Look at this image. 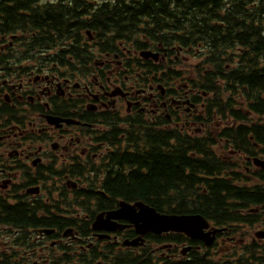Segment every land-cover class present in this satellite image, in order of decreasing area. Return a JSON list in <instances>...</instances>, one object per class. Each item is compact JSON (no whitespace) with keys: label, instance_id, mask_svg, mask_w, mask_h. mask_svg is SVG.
<instances>
[{"label":"flooded vegetation","instance_id":"obj_1","mask_svg":"<svg viewBox=\"0 0 264 264\" xmlns=\"http://www.w3.org/2000/svg\"><path fill=\"white\" fill-rule=\"evenodd\" d=\"M0 2V264H199L197 256L202 264L243 256L257 264V245L239 250L233 239L255 241L264 230V214L253 206L264 195L247 190L221 196V208L231 211L230 219L222 215L217 243L190 244L175 232L140 235L126 212L105 221L123 202H176L175 187L149 197L117 188L148 173L138 159L153 148L176 155L163 146L172 137L163 131L194 142L214 135L212 79L189 64L191 56L162 47L168 24L132 33L129 25L99 21V10L115 7L108 0ZM219 151L222 164L232 165L219 172L220 186H264L252 148ZM140 237L141 244L129 243ZM182 240L194 245L187 257Z\"/></svg>","mask_w":264,"mask_h":264},{"label":"trees","instance_id":"obj_2","mask_svg":"<svg viewBox=\"0 0 264 264\" xmlns=\"http://www.w3.org/2000/svg\"><path fill=\"white\" fill-rule=\"evenodd\" d=\"M173 0H110L115 7L107 10L98 11V20L103 22L115 21L117 28L128 26L131 28V32L134 33L137 27L140 26L142 20L145 19V23L142 26H146L149 23H156V26L165 24V21L176 18L171 12V3ZM1 4V2H0ZM23 3L19 4V9ZM175 4L181 11H184V15L178 14L184 25L190 22V27L198 29L201 25L206 23L204 18V11L210 9V11L216 13L220 18L226 19L231 25H234L235 20L238 21L239 27L233 29L232 33H237L238 39H241L243 43L256 44L251 42L252 37H257L256 52L264 53V37L261 35L260 29H264V0H176ZM20 13V12H19ZM164 16V17H162ZM241 16L248 17L253 22L258 23V27L254 25H245V19ZM213 19V18H212ZM66 21V20H65ZM66 27V23H64ZM188 26V25H187ZM205 27V25H204ZM222 32V31H221ZM216 36V34L214 33ZM214 46L220 51L221 44L214 43ZM255 85L263 88L264 90V67L261 71L255 73L253 76ZM258 104L255 103L253 108L259 113L264 114V98L259 94L257 96ZM249 132L255 133V136L259 142L264 143V125L254 124L252 129L243 127L240 133L248 134ZM236 133L233 130V134ZM168 137H163V146H168ZM155 147V144H152ZM179 148L176 150V155L173 152L158 153L155 148L146 155L139 156L138 163L144 164L143 166L148 169V173L142 175L141 173H134L136 176L133 183L129 186L125 180L117 188L122 192H128L131 194L143 195L146 197L160 195L170 192L171 188H177L180 197L177 201L183 200L186 196V191H193L196 195L200 194L196 191L194 185L196 178V172L201 170L198 165H201L200 160H193L188 156V149L185 143H180ZM205 148V147H204ZM207 152H211L207 148ZM146 170V169H145ZM204 171H208L213 174L212 169L207 167ZM221 182L212 181L210 183L211 188L209 195L216 197L214 200H206L204 203H197L201 205L200 210L203 214L210 212L211 216L217 214L227 213L228 210H224L223 200L220 199L223 195H232L234 192H240L233 187L218 186ZM223 192H226L223 194ZM243 194V193H241ZM240 194V195H241ZM203 195V194H201ZM185 204V203H184ZM191 206L192 205H188ZM154 206H161L160 204H153ZM193 208V207H192Z\"/></svg>","mask_w":264,"mask_h":264},{"label":"water","instance_id":"obj_3","mask_svg":"<svg viewBox=\"0 0 264 264\" xmlns=\"http://www.w3.org/2000/svg\"><path fill=\"white\" fill-rule=\"evenodd\" d=\"M259 164L264 167V160L259 161ZM142 208L141 221H143L144 230H152L154 232H162L164 230L175 229L180 231H188L193 235H197L202 231L205 226L204 221L200 217H179L170 215H160L153 208L147 207L143 204H139ZM124 211H127V207H132L129 204H124ZM134 219V220H137ZM146 226V228H145Z\"/></svg>","mask_w":264,"mask_h":264},{"label":"rangeland","instance_id":"obj_4","mask_svg":"<svg viewBox=\"0 0 264 264\" xmlns=\"http://www.w3.org/2000/svg\"><path fill=\"white\" fill-rule=\"evenodd\" d=\"M196 61H197V59H196Z\"/></svg>","mask_w":264,"mask_h":264}]
</instances>
